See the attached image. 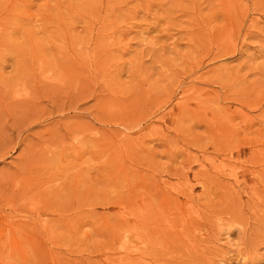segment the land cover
Masks as SVG:
<instances>
[{
    "label": "rangeland",
    "instance_id": "obj_1",
    "mask_svg": "<svg viewBox=\"0 0 264 264\" xmlns=\"http://www.w3.org/2000/svg\"><path fill=\"white\" fill-rule=\"evenodd\" d=\"M0 264H264V0H0Z\"/></svg>",
    "mask_w": 264,
    "mask_h": 264
}]
</instances>
